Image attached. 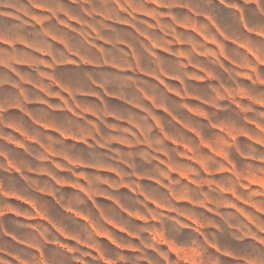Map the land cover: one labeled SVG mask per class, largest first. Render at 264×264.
I'll use <instances>...</instances> for the list:
<instances>
[{"label": "rangeland", "instance_id": "374dc122", "mask_svg": "<svg viewBox=\"0 0 264 264\" xmlns=\"http://www.w3.org/2000/svg\"><path fill=\"white\" fill-rule=\"evenodd\" d=\"M170 1L180 43L99 73L118 141L14 177L0 128V264H264V0Z\"/></svg>", "mask_w": 264, "mask_h": 264}, {"label": "crops", "instance_id": "0c3cea01", "mask_svg": "<svg viewBox=\"0 0 264 264\" xmlns=\"http://www.w3.org/2000/svg\"><path fill=\"white\" fill-rule=\"evenodd\" d=\"M180 6L170 0H0V128L16 136V155L3 161L5 168L16 177L34 158L78 166L66 153L118 141L117 101L110 96L124 94H114L99 73L112 65L116 50L148 55L154 33L167 43L159 47L174 48ZM2 196L14 201L16 217V191ZM13 243L23 242L13 235Z\"/></svg>", "mask_w": 264, "mask_h": 264}]
</instances>
